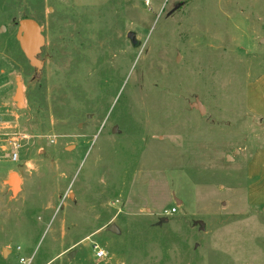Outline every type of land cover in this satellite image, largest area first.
<instances>
[{
    "label": "rangeland",
    "instance_id": "rangeland-1",
    "mask_svg": "<svg viewBox=\"0 0 264 264\" xmlns=\"http://www.w3.org/2000/svg\"><path fill=\"white\" fill-rule=\"evenodd\" d=\"M263 75L264 0H0V264H264Z\"/></svg>",
    "mask_w": 264,
    "mask_h": 264
},
{
    "label": "water",
    "instance_id": "water-1",
    "mask_svg": "<svg viewBox=\"0 0 264 264\" xmlns=\"http://www.w3.org/2000/svg\"><path fill=\"white\" fill-rule=\"evenodd\" d=\"M128 36L134 41L133 32H129ZM16 38L31 65L41 67L43 63L38 58V55L42 51L46 41L41 24L34 18L21 19L19 21ZM195 107L200 111L204 110L203 105L199 101L195 103ZM5 183L9 186L14 197L17 196L22 189V179L17 172L10 173ZM110 229L116 231L114 225H111ZM6 253L7 251L4 250V255H6Z\"/></svg>",
    "mask_w": 264,
    "mask_h": 264
},
{
    "label": "built area",
    "instance_id": "built-area-1",
    "mask_svg": "<svg viewBox=\"0 0 264 264\" xmlns=\"http://www.w3.org/2000/svg\"><path fill=\"white\" fill-rule=\"evenodd\" d=\"M177 211V207H172L170 210H165V214L171 215L174 214ZM94 251H95V256L97 258H103L106 256V251L101 248L99 245H94ZM34 261V254H32L29 257L22 256L20 257V262L22 264H33Z\"/></svg>",
    "mask_w": 264,
    "mask_h": 264
},
{
    "label": "crops",
    "instance_id": "crops-1",
    "mask_svg": "<svg viewBox=\"0 0 264 264\" xmlns=\"http://www.w3.org/2000/svg\"><path fill=\"white\" fill-rule=\"evenodd\" d=\"M259 87H262L261 90L259 91L260 93V103H259V109L264 114V75L261 79H259ZM252 202H255L254 200Z\"/></svg>",
    "mask_w": 264,
    "mask_h": 264
}]
</instances>
